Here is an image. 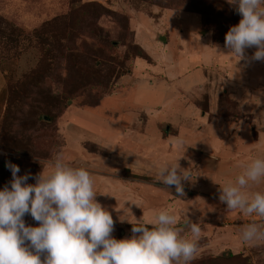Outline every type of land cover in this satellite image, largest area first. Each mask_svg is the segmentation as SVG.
I'll return each mask as SVG.
<instances>
[{
    "label": "rangeland",
    "instance_id": "obj_1",
    "mask_svg": "<svg viewBox=\"0 0 264 264\" xmlns=\"http://www.w3.org/2000/svg\"><path fill=\"white\" fill-rule=\"evenodd\" d=\"M191 13L200 14V33L203 36L212 33L214 43L218 42L216 38L224 40L229 28L241 19L233 6L228 8L215 0H0V70L4 74L0 72V188L11 180L6 161L20 168L18 175L29 173L35 177L42 169L41 163L60 153L73 166L84 167L92 173L98 194L96 200L112 215V235L116 239L132 235V225L120 221L132 219L128 209L137 219L148 221L152 209L166 208L177 215L181 227H184V212L187 210L185 215L189 219L202 222L191 264H264V241L250 245L240 239V230L245 224L264 223L239 210L228 212L226 204L219 200V185L242 170L251 157L257 155V148H250L246 158L241 157L242 154L224 151V161L219 166L193 150L196 145L203 146L210 137L206 129L201 128L205 124L201 121V114L204 112L203 115L207 116L211 109L215 111L216 106L210 107L211 101L202 97L206 91L198 93L200 101H188L196 106L198 122H186L195 128L196 134L192 130L169 128L171 134L177 132L173 135L177 136L176 140H170V148L166 127L161 126L159 135L166 134L163 144L157 141L152 145L149 141L150 146L141 148V159L130 160L110 150L116 147L125 149L133 143L121 132L126 128V117L122 114L126 105L109 98L121 76L131 74L134 68L138 70L139 65L146 62L154 64V61L170 63L176 74L200 69L199 61L202 69L211 67L203 55L187 51L195 49L194 41L188 36ZM160 35H165V39H159ZM188 53L192 56L183 62L182 57ZM137 74L134 73L136 78L144 80V74V77ZM194 78L199 80L200 77L196 73L188 74L189 84L194 83ZM147 81L140 84V91H147L146 86L149 87L151 82ZM175 89H179L178 85L172 84L165 90L164 99L159 95L151 99L154 102L167 98L172 101ZM182 90L185 95L189 93L186 92L187 85ZM151 91L154 90L148 89L149 94ZM132 97L131 94L129 99ZM127 105L131 108L139 106ZM175 107L178 104L165 112L164 105H161L160 118L166 119ZM251 107L255 112H264V101H254ZM82 108L89 112L98 111L114 124L98 127L92 119H79L74 115L75 122L98 130L104 140L103 146L83 142L92 156L85 154L78 142L75 143L81 158L77 159L62 153L66 146L64 130L68 126L64 120L70 110ZM151 108L159 111L158 107ZM247 110L245 113L250 116L253 110ZM226 111L225 114L235 113L233 109ZM69 120L72 119L69 117ZM243 120L257 130L255 122H264V117L255 118L253 124L251 118L244 117ZM73 138L75 136H69L67 147ZM241 138L240 145L248 144L247 137ZM158 152L166 157L164 161L159 159ZM173 152L175 158L168 162L179 158L180 166L190 167L195 178L183 182L184 196L181 199L177 198L174 186L168 188L157 182L160 165ZM232 156L239 157L234 159ZM227 161L235 165H227ZM34 182V179L28 181ZM194 201L196 207L191 205ZM24 220L26 225L38 226L30 215H25ZM184 234H189L186 227Z\"/></svg>",
    "mask_w": 264,
    "mask_h": 264
},
{
    "label": "clouds",
    "instance_id": "obj_2",
    "mask_svg": "<svg viewBox=\"0 0 264 264\" xmlns=\"http://www.w3.org/2000/svg\"><path fill=\"white\" fill-rule=\"evenodd\" d=\"M227 3L241 16L225 34L227 54L238 63L247 59L246 49L255 47L251 60L264 61V0ZM213 48L218 55L225 54L218 45ZM178 160L160 165L157 182L174 186L181 199L183 182L195 178L192 169L182 168ZM41 165L32 177L18 175L20 168L5 162L11 180L0 188V264H191L202 222L189 219L187 210L183 225L189 234L185 235L177 215L166 208L152 209L148 221L137 219L127 208L132 219H119L132 225V235L116 239L112 215L96 200L88 169L73 166L60 153ZM29 179L35 182L28 183ZM219 186V200L228 212L239 210L264 219V152ZM191 205L196 207L195 201ZM25 215L38 226L26 225ZM240 239L250 245L264 241V224H245Z\"/></svg>",
    "mask_w": 264,
    "mask_h": 264
},
{
    "label": "crops",
    "instance_id": "obj_3",
    "mask_svg": "<svg viewBox=\"0 0 264 264\" xmlns=\"http://www.w3.org/2000/svg\"><path fill=\"white\" fill-rule=\"evenodd\" d=\"M215 1L221 2L228 8L232 7L227 3V0ZM191 14L192 21L190 22L191 28L188 29V36L194 41L195 49L189 48L187 51L193 52V55H203V57L211 64V67L207 70L205 68L202 69L201 61H199L200 69L196 68L192 73L190 71L186 74H176L174 73L175 68H172L170 63L161 64L154 61V64H148V62H146L144 65H139L140 68L138 70H135L134 68V71H132L131 74L121 76L118 80L116 89L109 93L110 99L123 102L126 105L125 110H123L122 113L126 117V120L124 119V125L126 128L121 132L126 138H128V140L133 141L128 148L122 149L116 147L115 150L113 148L110 150H113L119 155H124L127 159L143 158L141 148L143 146L147 147V145L150 146L149 141H151L152 145L157 144V141H160L163 144V136L166 134H168L166 138L167 142H169L167 144L171 148L172 142L170 143V140H176L177 136L173 135L177 132L171 134L168 130L169 128H176L177 130L175 129V131H178L179 128L183 131L192 130L194 134H196L195 128L190 125L192 122H198L195 118L196 113L194 107L196 108V106L188 103V101H200L201 98H198V93L203 91H206L205 93L207 94H204L202 97L206 96V101H211L210 107L213 105L214 107L216 106V108L214 112L211 109L207 116H204V112H202L201 121L205 124H203L201 128L206 129L210 137L209 141L207 139V142L203 146L196 145L193 147V150L198 152L199 155H202L205 159L210 160V163L215 164L216 166L223 163L222 152L224 151H230L231 153L238 155L242 154L241 157L244 158L247 157L246 153L250 148L253 150L257 148V154L264 152V122L262 120L256 121V130V127L249 125V123L245 124V121L243 120L244 117L251 118V124H253L255 118L258 119L264 117L263 111L259 110L255 112L253 110L254 107H251V105H254V101H264V61L251 60V56L256 50L255 47H253L245 50V55L247 57L246 60H241L236 63V58L231 56V54H227V49L224 48V40L214 43L212 33L203 36L200 33L201 30H199L202 26L200 14ZM192 24H194V27H192ZM196 29H198V31ZM217 45L221 52L225 54L218 55L215 52L213 47ZM190 56L192 55L188 53L185 58L182 57V61L185 62L186 58ZM135 64L138 66L137 61ZM175 65L177 66L178 63ZM209 71L214 75L209 73ZM134 73H138L137 75H142V77H144V74V80L141 81L140 78H136ZM193 73L198 74L200 78L199 80L194 78V83L189 84L187 76L188 74ZM1 74L3 73L1 72ZM186 79L187 82H184ZM146 80L151 81L150 86H146L147 91H140L138 89L140 84ZM148 81L146 83H148ZM172 84H177L179 88L175 89L176 94L172 96L174 97L172 101H167V98V100L154 102L153 99H151L153 96L158 95L164 99L165 90L171 88ZM185 85H187L188 89L186 92H189L187 95H185L182 90V88L185 89ZM220 85L222 87H219ZM148 89L154 91H151L149 94ZM131 94L133 97L129 99ZM103 98L104 96L102 99ZM222 102H226V104L221 105ZM127 103L137 104L139 106L131 108ZM175 104H178V107H175L173 112L169 111L168 117H166V119L164 118L165 120L160 118L159 115L162 113L160 111L161 105H164L166 112V110H171V107ZM151 107H158L159 111H156L155 109L151 110ZM248 108L253 110L250 112V116L245 113L249 111L247 110ZM82 109L86 110L82 111ZM82 109L79 111L70 110L69 113L66 114L64 120L68 122V126L65 128L66 130H64L66 146L62 153L65 155L69 154L77 159L81 158H79V153L77 152V149H75V143L78 142L77 145L83 152H85V154H90L92 156V154L83 146V142L89 141L103 146L101 143H104V140L101 139L103 137L98 130L84 127L79 124V122H75L74 115L79 119H92L91 121L95 122V125L98 127H108L111 124H114L98 111L88 109L90 110L89 112L87 111V108ZM226 109H233L235 113L225 114V112H227ZM69 117L72 120H69ZM261 121L262 125H260ZM246 125L248 126L246 127ZM161 126H165V131L167 132L165 135L164 133L162 135L160 132V136L158 128ZM247 130L250 132L248 133ZM69 136H75V138H73L74 140H69V147H67V139ZM241 136L248 138V144L240 145L242 140ZM82 137L88 138V140H83ZM250 138H253L254 142L252 140L250 141ZM157 155L162 161H164L163 158H166L161 152H158ZM175 155L174 152L171 153L167 161L175 158ZM237 157L239 156H232L234 159ZM250 157L251 155L249 158ZM230 164L235 165V163L227 161V165Z\"/></svg>",
    "mask_w": 264,
    "mask_h": 264
},
{
    "label": "built area",
    "instance_id": "obj_4",
    "mask_svg": "<svg viewBox=\"0 0 264 264\" xmlns=\"http://www.w3.org/2000/svg\"><path fill=\"white\" fill-rule=\"evenodd\" d=\"M251 219H254V220L258 221V222L264 223V219H261L260 217L255 216V215L251 216Z\"/></svg>",
    "mask_w": 264,
    "mask_h": 264
},
{
    "label": "water",
    "instance_id": "obj_5",
    "mask_svg": "<svg viewBox=\"0 0 264 264\" xmlns=\"http://www.w3.org/2000/svg\"><path fill=\"white\" fill-rule=\"evenodd\" d=\"M159 39L164 40L165 39V36L164 35H160L159 36Z\"/></svg>",
    "mask_w": 264,
    "mask_h": 264
},
{
    "label": "trees",
    "instance_id": "obj_6",
    "mask_svg": "<svg viewBox=\"0 0 264 264\" xmlns=\"http://www.w3.org/2000/svg\"><path fill=\"white\" fill-rule=\"evenodd\" d=\"M218 41H220V39L219 38H216Z\"/></svg>",
    "mask_w": 264,
    "mask_h": 264
}]
</instances>
